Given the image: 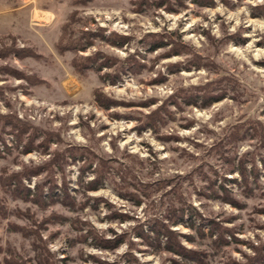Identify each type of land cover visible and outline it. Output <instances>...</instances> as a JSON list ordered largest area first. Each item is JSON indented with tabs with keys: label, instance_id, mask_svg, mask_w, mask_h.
<instances>
[{
	"label": "rangeland",
	"instance_id": "obj_1",
	"mask_svg": "<svg viewBox=\"0 0 264 264\" xmlns=\"http://www.w3.org/2000/svg\"><path fill=\"white\" fill-rule=\"evenodd\" d=\"M73 1L0 0V51L12 46L28 51L24 57L14 51L0 55V117L9 120L0 121V179L10 178L8 185L0 182V264H177L178 256L152 253L146 243L151 239L144 242L138 235L167 222L165 206L174 194L203 220V237L186 224L170 227L189 254L203 252L202 264H249L257 251L263 257L262 160L255 158L256 180L247 173L251 193L246 197L238 169L227 171L230 167L219 159L223 151L213 148L224 129L236 123L253 120L264 136V65L259 63L264 61V17L251 15V6L264 0H212V5L182 0V6L171 0L172 10L139 0ZM75 10L70 36H96L88 47L60 54L55 43ZM230 34L243 42L219 45ZM149 35L162 36L166 47L150 51ZM175 42L186 55H162ZM94 54L100 59L87 63L79 80L72 59ZM191 54L206 57L211 68L173 72L166 67ZM221 75L230 80L221 101L199 106L179 98L180 108L169 103L160 110L165 122L156 130L141 128L145 116L174 90L214 84ZM26 77L40 83L32 85ZM94 89L116 103L102 107ZM28 142L32 146L25 152ZM256 145V139L238 142L234 166L241 157L249 170ZM88 153L112 161L95 191L86 187L96 175V162L83 167ZM48 163L51 170L28 173ZM198 166L204 179H215V188L225 185L241 207L211 198L213 190L201 176L186 178ZM18 173L19 181L13 178ZM63 188L67 205L60 201ZM211 221L217 227L210 235ZM222 230L226 241L216 245ZM117 236L123 243L113 249L93 240Z\"/></svg>",
	"mask_w": 264,
	"mask_h": 264
},
{
	"label": "trees",
	"instance_id": "obj_2",
	"mask_svg": "<svg viewBox=\"0 0 264 264\" xmlns=\"http://www.w3.org/2000/svg\"><path fill=\"white\" fill-rule=\"evenodd\" d=\"M86 1L89 0H74L73 5H77L80 3H85ZM141 3H146L148 6L153 3L156 7H161L165 4H167L168 10H172L168 4L171 3V0H153V2H148V0H139ZM176 3L179 5H184L182 0H175ZM225 4H229L230 0H222ZM239 1V0H238ZM195 4L199 5H212L213 2L212 0H192ZM251 15L252 16H262L264 17V3L261 5H255L251 6ZM76 15V10L75 12H71L68 20L63 24L62 26V33L59 36L58 41L55 43L56 49L60 54H63L67 51H78L82 50L86 47H88L91 44V39L96 36V34L93 33H88V32H80V35L78 37H71L70 36V23L73 17ZM150 40V51H154L160 48L166 47L168 41H164L163 37L160 35H149ZM228 40H234L236 42H243L244 38L240 37V35L237 34H230L227 35L223 38L220 39L219 45H225L226 41ZM9 51H14L17 57H24L28 54V51L26 49H17L12 47H7L4 48L0 51V55H4L8 53ZM185 53L186 50L184 46L179 43L175 42L170 50L167 52H164L162 55H186ZM99 54H94L92 56H87L84 59L82 57L77 56L72 59L71 65L73 69V73L77 76L79 80H82L84 76L86 75L87 71L89 68H87V63L90 62H97L96 59H100ZM167 57V56H166ZM131 58V57H130ZM106 59L102 60L101 62L98 63L96 66V70L100 69L99 67L103 64H106ZM85 61V62H84ZM260 65H264V61L259 62ZM166 67L173 72H178L180 68L189 70L191 68L199 69L200 67L209 69L211 68V62H209L206 57H200L197 54H191L190 58H185L184 62L178 61V62H173V63H167ZM223 74V73H222ZM21 75V74H20ZM225 75H221L217 80L213 81L214 84L208 83L204 84L202 86H192L188 88H178L174 90V92L163 99V103L156 109L154 110L151 114L145 116L144 123L141 125V128H146V127H153L154 130L157 128V123L163 124L165 122V117L163 114H161L160 110L165 108L166 106H169V103L180 108L182 106V103L185 105L191 104V105H199V106H209L214 102L221 101L224 99V97L227 95L229 92V86H228V80L225 78ZM30 84L32 85H37L40 83L38 79H34V77H26ZM156 79V78H155ZM153 79L152 81H155ZM114 82V80H112ZM94 100L98 101L102 107H107L109 104H115L116 101L105 97L103 94H100L99 89H94ZM233 97L232 95H230ZM182 98V103L178 102L177 99ZM235 98V97H233ZM142 102H140L141 104ZM146 104L147 102H143ZM167 114L170 118L173 117V112L170 110L167 111ZM4 118V116H2ZM0 117V121L5 120L4 123H8L9 120L7 118L3 119ZM259 123H255L253 120H249L246 122L242 123H236L234 125L228 126L227 128L224 129L223 131V139L217 143V145L214 146L213 151L218 152V151H223L224 156L219 157L220 160L224 161L227 163L228 167H230L227 171H234V169H238L242 182L239 184H242V187L244 188L243 195L246 197H249V193H251V187L249 186L251 184L249 180V175L247 173L252 174L254 179L256 180L257 174H258V168L255 162V158L259 155L261 160H262V166L264 167V159L262 158V154H264V136L262 133V126L258 125ZM23 126V125H22ZM22 128V127H21ZM20 133H22L20 131ZM256 139V146L254 149V152L251 154V159L250 164L251 168L248 170L246 168V161L241 159V157L238 160V165L234 166L235 159H236V145L238 142L243 141V140H253ZM27 144V143H26ZM24 147V151L28 152L30 147L32 146L31 142H28V144ZM262 150V151H260ZM57 155V154H56ZM246 157V155L244 156ZM93 162H96V168L94 169L96 175L95 177L87 182L86 187L90 191H95L98 189V186L102 183L104 178L106 179L108 177V170L110 167V162L111 160L108 159H101L98 157H95L93 154L88 153V158L86 160L85 165L83 166L84 169H87L91 166ZM51 163V162H50ZM50 163L48 165H44L41 167L37 168H31V170H28V173H33V174H39L42 172V169H50ZM203 166H198L195 168L189 176H186V178H191V177H198L201 176L202 180H205V182H208L209 187L213 190V194H211V198H219L222 202H227L230 203L233 206H240L241 203L236 198H233L226 188L225 185H219L215 188L214 183L215 179L212 178H205L204 179V174H203ZM21 173L15 174L13 177L15 180H18L21 177ZM123 179V177H122ZM174 179V178H172ZM170 179L169 181H171ZM19 181V180H18ZM227 181V180H225ZM236 180L232 179L229 180V182H234ZM0 182H6V185L9 184L10 178H7L6 181H3L0 179ZM123 182V181H122ZM121 182V183H122ZM171 183V182H170ZM115 184V183H114ZM161 184V183H157ZM164 184V183H163ZM21 186L20 183H18L19 187ZM137 186V185H136ZM38 187V186H37ZM115 189L116 191H119V193H123L122 186L120 184H115ZM24 190V189H23ZM25 192L29 193V190ZM63 191L65 192L64 197L61 198V202L65 205H67V200H68V194L66 193L65 188H63ZM220 192V194H218ZM126 195V194H125ZM50 197L54 196V194L50 193ZM49 196H46L49 198ZM171 199L168 200L166 204V220L167 222L164 223L163 221H159L156 223L154 226H150L148 229V232L144 235L142 232H140L141 237L144 238V242L147 241V238L151 239V242H146L150 247H152V253H160V252H165L169 254L176 255L180 258V262L177 261V264H189L191 261L193 264H202L204 259H203V252L201 253H196V255H191L189 253H193L192 251L186 250L179 242L177 239H174V235H177L176 232L172 231L170 227L176 226L179 223L186 224L187 227L190 229H194V232L199 235L200 237L204 236V232L202 230L203 226V220L198 212L194 208L187 207L185 202H182V199L179 197L178 194L171 195ZM138 203V201L136 202ZM241 207V206H240ZM188 208L190 209L188 211ZM195 215V216H194ZM198 216V218H197ZM196 221L198 222L196 224ZM217 227V223L214 221L210 222V232L209 234L211 235L212 232H214L215 228ZM233 231V230H232ZM224 231H220L218 236H216L214 243L218 245L219 240L224 241L223 237ZM232 234V233H231ZM94 237V236H92ZM188 239V241H192L193 237L192 236H184ZM94 243L98 245L99 247H104V248H109L113 249L118 247L123 243V240L121 239L120 236H117L113 240H103V238H93ZM164 240V241H163ZM226 241V240H225ZM109 244V245H108ZM264 247V246H263ZM250 263L249 264H254L255 262L259 264H264V256L259 257L258 256V251L256 254L249 258Z\"/></svg>",
	"mask_w": 264,
	"mask_h": 264
},
{
	"label": "bare ground",
	"instance_id": "obj_3",
	"mask_svg": "<svg viewBox=\"0 0 264 264\" xmlns=\"http://www.w3.org/2000/svg\"><path fill=\"white\" fill-rule=\"evenodd\" d=\"M68 83H70V82H68Z\"/></svg>",
	"mask_w": 264,
	"mask_h": 264
},
{
	"label": "crops",
	"instance_id": "obj_4",
	"mask_svg": "<svg viewBox=\"0 0 264 264\" xmlns=\"http://www.w3.org/2000/svg\"><path fill=\"white\" fill-rule=\"evenodd\" d=\"M73 90H74V88H73Z\"/></svg>",
	"mask_w": 264,
	"mask_h": 264
}]
</instances>
